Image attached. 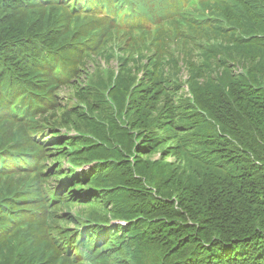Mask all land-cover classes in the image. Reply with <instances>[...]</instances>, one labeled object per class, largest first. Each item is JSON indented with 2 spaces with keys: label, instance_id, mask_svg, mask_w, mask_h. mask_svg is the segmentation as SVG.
Instances as JSON below:
<instances>
[{
  "label": "trees",
  "instance_id": "16d2710c",
  "mask_svg": "<svg viewBox=\"0 0 264 264\" xmlns=\"http://www.w3.org/2000/svg\"><path fill=\"white\" fill-rule=\"evenodd\" d=\"M48 258L264 264V0H0V264Z\"/></svg>",
  "mask_w": 264,
  "mask_h": 264
},
{
  "label": "rangeland",
  "instance_id": "374dc122",
  "mask_svg": "<svg viewBox=\"0 0 264 264\" xmlns=\"http://www.w3.org/2000/svg\"><path fill=\"white\" fill-rule=\"evenodd\" d=\"M123 20L122 19H119V23H121ZM153 23H155V21H153L149 27L150 29L152 28L153 26ZM139 33L138 31L135 32L136 36H139ZM150 44V43H148ZM89 57H86L84 59L85 61V64L83 66V69L85 70V76H86V79H89L91 75H93V73L95 72V70L97 68H102V69H106L107 67V64L105 63V59L101 58V56H96L94 55L93 58L91 59H88ZM87 59V60H86ZM117 63V62H116ZM98 65V66H97ZM109 65L111 67H114L115 66V62L114 61H111L109 63ZM186 88V87H185ZM71 91L67 90L66 86L62 87L60 93L58 94V98H60V101L59 103L63 106H69L70 108L73 106V103H69L71 100L70 98L73 97V94L70 93ZM64 99H66L67 101H65ZM52 165H54L52 163ZM49 167H50V163H49ZM53 168V167H52ZM55 184V182H54ZM78 209V206L74 208L73 210V213H78L77 210ZM115 225L118 224V222H113ZM120 224V223H119ZM42 229L40 231V233H31L30 235L27 234L25 237H26V240H25V243H27V246L28 245H34V243L36 242L37 239H40L41 241L40 242H43L45 241V239L50 236V228L48 227V224L45 223L44 225H42ZM67 228H71V225H67ZM44 264H55V262H52L49 260V258L45 261Z\"/></svg>",
  "mask_w": 264,
  "mask_h": 264
}]
</instances>
